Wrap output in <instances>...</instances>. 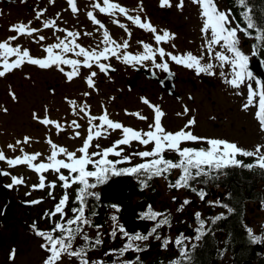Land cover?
<instances>
[{"label":"snow or ice","instance_id":"snow-or-ice-1","mask_svg":"<svg viewBox=\"0 0 264 264\" xmlns=\"http://www.w3.org/2000/svg\"><path fill=\"white\" fill-rule=\"evenodd\" d=\"M51 2L54 3V0H51ZM67 3L72 13L79 11L77 0H67ZM191 3L198 7L202 20L200 31L203 42L200 46V55H196L191 51L173 54L171 51L166 52L164 47L157 46L154 48L152 44L144 41L138 42L142 45L144 51L133 54L126 51L130 46L127 39L117 42L111 36L105 24L98 19L97 14L94 11H88L87 17L94 25L98 26L96 30H103L102 39L94 48H87L78 43L81 32L60 28L55 19L43 20L42 27H32L31 21L27 23L18 22L11 25L9 31L16 33V35L0 41V78H4L15 70L21 69L25 64H30L45 70L55 68L66 77L67 81L71 82L81 75V68L91 70L96 67L100 73L105 75L114 72L115 68L110 63H107L113 57L133 67L136 64L143 66L146 61H151L154 69L163 70L169 75H172L169 60L177 65L194 70L197 75H216L214 69L218 67L220 69L219 75L224 83L234 89H239L242 85L246 86L247 99L243 104V110L256 108L254 115L261 130L264 131V80L257 79L250 70L251 57L259 54L257 51L259 47H264V22H259L253 18L254 7L251 6V0H235V3L243 9L240 12L242 21L235 20L231 9L221 10L216 0H191ZM142 4L143 0H140V12H143ZM160 6L171 8L173 5L171 0H160ZM175 6L183 10L185 0H178ZM92 8L98 10L99 13L113 17V23L123 29L129 37H131L132 33L128 25L116 19L117 16L122 15L131 24L154 34L156 45L168 43L176 38V34L169 30L158 32L150 19L147 17L142 19L139 14H130L127 7L122 6L118 2H113V0H94ZM46 11V9L38 11L36 19L40 20ZM136 11V9L132 10V12ZM42 29H52L54 35L56 32L64 33L62 37L56 36V42L54 43L41 44L46 55L41 57L33 56L27 47L14 43L21 37L28 36L33 38L32 42L40 44L46 40V37L44 35L34 36V34L41 32ZM241 32L258 42L253 44V51L250 55L246 54L240 47L239 33ZM83 35L92 36L93 33L84 32ZM171 47L175 48L176 45L172 44ZM157 55L162 58L161 62H156ZM165 56L169 60H164ZM205 57H207L206 62ZM66 66L70 70H66ZM226 66L229 68L228 73L224 71ZM96 76L97 71H89L85 78V82L90 89H95L96 87L94 79ZM251 81H255V88ZM52 91L54 92V89ZM236 94L240 95L241 93L237 92ZM9 95L13 101L17 100L14 91L10 90ZM89 95V92L83 93L85 97ZM141 100L153 110V119L148 124V130L135 129L125 126L122 122L114 121L110 118L107 108H104L98 116L92 115L90 105L86 102L77 105L75 100H68L74 115L80 116L83 113L84 117L87 118L86 135L79 148L70 151L67 147L55 143L51 137H48L46 143L50 146L51 151L44 157L41 152L28 153L25 152L23 147H20L31 143V137L25 136L22 140H17L15 144L10 143L7 145V148L12 152L19 150L21 155L8 157L0 149V161L5 162L9 167L15 168L20 165H26L38 174V183L31 185L33 190H43L47 187L49 196L55 199L53 191L57 187V180L60 182V187L65 190L58 202L55 203L54 208L44 213V218L52 222L53 226L49 230H43L39 229L35 222L31 225L35 235L44 241L40 245L47 253L43 264H63L65 257L75 258L78 264H105L103 260L91 261L88 257L89 251L101 245L103 241L99 238V232H97L95 238L88 235L86 228L94 225L90 216L86 214V210L89 207L88 199L90 197L99 199V194L92 190L98 185L104 184L110 176L139 174L144 177L142 180L143 187H147V182L154 177H167L172 170L179 169L181 174L174 183H169V187L175 189L191 188L192 191H197L191 187L190 182L196 181L201 177H211L213 172L222 174L223 169L230 167L259 168L264 170V145L258 144L254 149L248 150L226 139L197 136L191 130L196 123L195 117L190 118L181 129L168 131L162 123L165 113L161 107L152 104L146 97H141ZM0 111L6 114L8 109L0 106ZM47 111V107H45L43 116L33 112L32 119L46 127H54L57 134L65 131V126L60 121L50 118L47 115ZM188 111L189 109L185 106L184 112L177 113V115H185ZM126 114L133 115L144 121L148 119L147 116L142 115L140 112L128 113L126 110ZM68 126L74 130L72 138L81 137V132L77 129H81L82 125L76 119H73ZM117 130L120 131V138L116 139L111 146L101 148L99 143L93 144L94 141L107 138L112 132ZM133 142L143 145L145 148L148 145H152V147L150 150L135 151L123 155L124 147L121 146H131ZM189 142L206 144L207 147H182V145ZM92 148L97 150L90 151ZM166 152L176 153L179 159L173 161L166 158ZM110 155L120 157V159H109ZM134 156L139 157L142 162L126 168L116 167L122 163L130 164ZM238 156L251 157L253 162L245 163L242 159H238ZM37 161L39 162L37 163ZM62 170H66L67 175ZM47 172L54 173L56 180L46 183L47 176L45 173ZM0 176L10 177L11 183L6 185L8 188L25 185L26 183L23 176L12 175L11 172L4 169H0ZM73 185L78 186L73 201L78 206L70 209L72 215L69 216V212L66 211L70 201L67 190L71 189ZM26 195H31V193H26ZM198 195L201 199H204L206 193L201 190ZM41 202V199L27 201V203L32 205ZM188 203H190L188 200L183 202V204ZM182 208L183 205H181ZM231 211L232 209H229V212ZM91 215L94 216L96 213L93 211ZM195 215L200 220V226L196 229L199 235L195 237L196 240H199L201 235H203L205 221L200 219V213ZM56 217L58 219H54ZM142 218L156 221L155 226L147 234H129L122 225L117 223L111 231V236L115 237L117 231H119L123 237L127 238V242L122 248L110 249L105 255L116 254L118 257H123L129 252H141L145 248H142L137 242L147 241L154 234H156L155 239H161L159 234H157V230L162 226L169 225L167 214L153 211L150 208L148 212L144 213ZM111 219L116 222L118 218L113 215ZM219 219H221L220 216L214 218V220ZM94 227L98 230L101 226L95 225ZM247 231L253 243H264V235H254L251 228H248ZM78 238L84 242L82 245H75V241ZM186 239L190 238L180 236L175 239V245L181 249V259L173 260L171 264H183V261L190 259L188 246L184 243ZM172 242L166 238L162 246L167 247ZM192 247L194 248L195 245H192ZM15 257L16 249H12L9 259L14 260ZM139 259V256H137L134 260H122L121 264H138Z\"/></svg>","mask_w":264,"mask_h":264},{"label":"rangeland","instance_id":"rangeland-1","mask_svg":"<svg viewBox=\"0 0 264 264\" xmlns=\"http://www.w3.org/2000/svg\"><path fill=\"white\" fill-rule=\"evenodd\" d=\"M113 2L127 7L130 14H139L142 19L147 17L158 32L169 30L176 34V38L168 43L156 45L154 34L131 24L122 15L117 16L116 19L128 25L132 33L129 37L123 29L113 23V17L99 13L98 10L92 8L94 0H77L79 9L77 13H72L67 0H54V3L51 0H44L43 8L47 11L44 12L40 20L36 19V13L40 10H30L27 4L20 0L18 4L0 3V41L16 35L9 31L13 24L31 21L32 27H42L43 20L55 19L58 27L81 32L78 43L87 48H94L102 39L103 31H97L98 26L94 25L87 17L88 11H94L117 42L128 40L130 45L126 50L128 52L142 53L144 49L138 42L144 41L152 44L154 48L164 47L166 52L171 51L173 54L191 51L200 55V46L203 42L200 31L202 20L198 7L192 4L191 0H185L183 10L175 6L178 0H171L173 5L171 8L161 7L160 0H143V12L139 11L140 0H113ZM216 3L221 10H228L225 0H216ZM133 9L137 11L132 12ZM84 32H91L93 35L85 36ZM38 35H44L46 40L37 44L32 42L33 38L23 36L14 43L22 44L30 50L33 56L41 57L46 55L41 44L54 43L56 36L62 37L64 33L56 32L54 35L52 29H42L41 32L34 34V36ZM239 39L242 50L250 55L253 51L251 39L244 36L242 32L239 33ZM244 40H247L246 44H243ZM172 44H175L176 47L172 48ZM161 59L157 55L156 62H161ZM163 59L169 60L167 56ZM206 61L207 57H205ZM213 62L215 63V61ZM107 63L115 68L114 72L105 75L100 73L96 67L91 70L81 68V75L71 82L67 81L66 77L55 68L45 70L30 64H25L21 69L0 78V106L8 109L6 114L0 111V149L5 152L6 156L21 155L19 150L12 152L7 148V145L15 144L17 140H22L25 136L31 137V143L20 147H23L28 153L41 152L44 157L51 151L50 146L46 143L48 137H51L55 143L67 147L70 151L79 148L86 135L87 118L83 113L80 116L74 115L68 100H75L77 105L86 102L90 105L92 115L98 116L104 108H107L110 118L114 121L122 122L125 126L135 129L148 130V124L153 119V110L142 102L141 97H146L152 104L159 105L164 111L165 116L162 118V123L168 131L181 129L190 118L195 117L196 123L191 130L197 136L226 139L236 144L264 145V131L261 130L254 115L257 109L243 110V104L247 99L246 86L242 85L239 89H234L224 83L219 75L218 67L214 69L216 75H197L194 70L169 60L170 69L178 75L176 87L180 96H177L163 90L157 81L138 71L139 68L147 66L162 75L164 71L154 69L151 61H146L143 66L136 64L133 67L113 57ZM66 70L70 69L66 66ZM89 71H97V76L94 78L95 89H90L85 82ZM224 71L228 73L229 68L226 66ZM131 82H133L132 86H130ZM251 83L255 88V81H251ZM10 90L16 93V101H13L9 95ZM84 92H89L90 95L85 97L83 96ZM237 92L241 94L237 95ZM113 97L114 99H112ZM185 106L189 109L188 113L177 115V113L184 112ZM45 107L48 110L47 115L60 121L65 126V131L57 134L54 127H46L32 119L33 112L43 116ZM126 110L128 113L140 112L148 119L147 121L140 120L133 115L126 114ZM73 119L82 125L81 129H77L81 132L79 138H72L74 130L68 126ZM119 138L120 131L117 130L107 138L94 141L93 144L99 143L101 148H105L111 146ZM196 144L187 143L190 146ZM121 147H124L123 155H127L135 151L150 150L152 145L145 148V146L133 142L131 146ZM95 150L97 149H90V151ZM108 158L120 159V157L111 155ZM139 160H141L139 157L134 156L131 164H137ZM0 165L12 175L25 178L26 183L20 185V191L31 190V185L38 183V174L26 165L11 168L3 161H0ZM45 175L47 178L56 176L51 172H47Z\"/></svg>","mask_w":264,"mask_h":264},{"label":"flooded vegetation","instance_id":"flooded-vegetation-1","mask_svg":"<svg viewBox=\"0 0 264 264\" xmlns=\"http://www.w3.org/2000/svg\"><path fill=\"white\" fill-rule=\"evenodd\" d=\"M19 1L0 0V3L18 4ZM21 1L26 3L30 10H44V0ZM198 145L207 147L206 144ZM237 145L252 150L258 144ZM237 158L245 163L253 162L251 157ZM141 162L139 160L137 163ZM131 166V163H122L116 167ZM64 172L67 175V171ZM180 174V170L175 169L173 174L167 177H154L147 182V187L142 185L144 179L142 175H118L128 177L120 179L110 190L108 189V196H102L103 186L107 185L110 179L118 177L113 175L104 184L93 189L92 191L99 194V199L93 197L88 199L89 207L86 214L90 216L94 226L101 227L98 230L94 226L88 227L86 231L93 238L99 232V238L103 243L89 251L90 260H103L105 264H121L122 260H134L139 256L138 264H171L173 260L181 259V249L174 241L177 237L183 236L190 238L184 242L188 246L190 259L183 261V264H264V243H253L247 231L251 228L254 235H264V170L230 167L223 169L222 174L213 172L211 177H201L190 182L191 187L197 191H192L191 188L169 187V183H174ZM52 180H56V176L47 178L46 183ZM10 183L9 176H0V264H43L47 253L40 245L44 241L35 235L31 225L35 222L38 228L43 230H49L53 226L52 222L44 218V213L54 208L65 190L60 187L57 180L53 199L49 196L47 187L43 190L20 191V186L6 187ZM77 187L73 185L67 190L70 201L66 211L69 212V216L72 215L70 209L78 206L73 203ZM201 190L206 193L204 199L198 195ZM29 192L31 195H26ZM34 199H41L42 202L36 205L27 203ZM185 200L190 203L183 204ZM150 208L168 216L169 225L157 230L161 239H155L154 234L147 241L137 242L145 248L141 252H129L123 257L116 254L105 255L110 249H120L127 242V238L119 231L115 237L111 236V231L117 223L129 234H147L155 226L156 221L142 218ZM229 209L232 211L229 212ZM93 211L96 213L94 216L91 215ZM196 213H200V219L205 221L203 235L199 240L195 239L199 235L196 229L200 226ZM113 215L118 218L116 222L111 219ZM216 216H220L221 219L214 220ZM166 238L173 242L163 247ZM83 243L79 238L75 241V245ZM12 249H16L14 260L9 259ZM63 264L78 262L75 258L65 257Z\"/></svg>","mask_w":264,"mask_h":264},{"label":"water","instance_id":"water-1","mask_svg":"<svg viewBox=\"0 0 264 264\" xmlns=\"http://www.w3.org/2000/svg\"><path fill=\"white\" fill-rule=\"evenodd\" d=\"M243 43H246V41H244ZM250 70L261 80H264V59L260 54L251 57ZM138 71L143 72L150 79L157 80L163 90L168 91L170 94H176L177 96H180V93L176 89V81L178 80V75L172 69H170L172 75L164 72V75L162 76L159 75L155 70H150L147 67L139 68ZM132 85L133 82L130 83V86ZM125 177L128 176H118L116 178L110 179L108 184L103 186L102 196H108V189L110 190L116 183L120 181V179Z\"/></svg>","mask_w":264,"mask_h":264},{"label":"trees","instance_id":"trees-1","mask_svg":"<svg viewBox=\"0 0 264 264\" xmlns=\"http://www.w3.org/2000/svg\"><path fill=\"white\" fill-rule=\"evenodd\" d=\"M225 1L227 3L228 9L232 10V13H233V16L235 17V20L242 21V17L240 16V12L243 9L235 3V0H225ZM251 6L254 7L253 18L257 19L259 22H264V0H251ZM250 39H251V45L252 46L254 43H258L256 40H254L252 38H250ZM252 49H253V47H252ZM257 51L261 54V56L264 59V47H259L257 49ZM187 147H189V146H187ZM190 147H200V145H198V146L192 145ZM165 156L168 159L178 158V156L175 155L174 152L173 153H165ZM172 174H173V170H172L170 175H172Z\"/></svg>","mask_w":264,"mask_h":264}]
</instances>
